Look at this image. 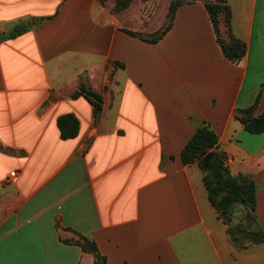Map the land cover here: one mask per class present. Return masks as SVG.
<instances>
[{
	"label": "crops",
	"instance_id": "crops-1",
	"mask_svg": "<svg viewBox=\"0 0 264 264\" xmlns=\"http://www.w3.org/2000/svg\"><path fill=\"white\" fill-rule=\"evenodd\" d=\"M169 1L158 18L157 0L120 13L98 0H0V264H94L68 241L79 235L106 264H264V244L233 243L203 168L180 159L198 127L213 129L229 172L256 184L264 230V130L233 115L264 89V0H226L246 45L238 62L201 0L181 4L154 43L124 30L158 28ZM80 81L101 94L98 113L73 95ZM66 114L74 137L60 135Z\"/></svg>",
	"mask_w": 264,
	"mask_h": 264
},
{
	"label": "trees",
	"instance_id": "trees-1",
	"mask_svg": "<svg viewBox=\"0 0 264 264\" xmlns=\"http://www.w3.org/2000/svg\"><path fill=\"white\" fill-rule=\"evenodd\" d=\"M102 5L108 6V1L113 4L109 10L118 13L125 10L132 0H98ZM195 0H170L162 24L153 32L139 33L130 29H124L128 34L137 36L143 40L154 43L159 40L171 27L176 9L185 2ZM208 12L217 42L222 53L230 62L240 61L246 50L245 43L233 35L231 31V11L226 0H201ZM25 28L18 26L8 33L14 36ZM118 62H112L117 66ZM83 94L92 104L94 114L102 108V96L99 92L89 88L85 82L80 81L78 89L73 95ZM244 128L251 133H259L264 130V89L255 97L253 103L233 112ZM57 125L62 138L74 137L79 128L78 119L72 114L58 117ZM218 136L216 132L203 125L198 127L194 134L185 143L180 151V159L183 163L197 161L203 168L204 158L210 154V160L206 169L203 168V184L206 188L207 198L216 210L218 217L227 226V231L237 247H245L252 243L264 244V230L259 226L255 216L256 209V184L245 174L232 175L224 165V155L214 150ZM240 207L246 223L233 224V214ZM69 242L78 244L85 252L94 257V264H106V258L102 255L96 244L79 235Z\"/></svg>",
	"mask_w": 264,
	"mask_h": 264
},
{
	"label": "rangeland",
	"instance_id": "rangeland-1",
	"mask_svg": "<svg viewBox=\"0 0 264 264\" xmlns=\"http://www.w3.org/2000/svg\"><path fill=\"white\" fill-rule=\"evenodd\" d=\"M132 1H134V0H132ZM132 1H131V3H132ZM146 1H148V0H135V5H137V4H143V3H146L147 4V2ZM150 1V0H149ZM166 1L167 0H159V2H158V0H157V5L155 6L156 7V10H158V12L157 13H159V15L157 16L158 18H160V16L162 15V7H163V9H165L164 8V5H166ZM131 3H130V5H131ZM108 7H111L112 6V2L111 1H108ZM129 5V6H130ZM128 6V7H129ZM127 7V8H128ZM151 7H152V4H151ZM151 7H149L148 6V9H147V7H146V15L147 14H149V13H151ZM126 8V9H127ZM125 9V10H126ZM124 11V10H123ZM122 12V11H121ZM118 13H120V12H118ZM156 17V16H155ZM157 17L154 19V20H156L157 19ZM164 17H165V15H164ZM150 26H151V24H148L146 27H144V28H142V29H138V30H133V31H135V32H139V33H150V32H153V31H155L156 29H158V28H156V29H154V30H148L149 28H150ZM232 222H233V224H236V223H239V222H242V223H246V220L244 219V217H243V211L241 210V208L240 207H238L237 209H236V211H235V213L233 214V220H232Z\"/></svg>",
	"mask_w": 264,
	"mask_h": 264
},
{
	"label": "water",
	"instance_id": "water-1",
	"mask_svg": "<svg viewBox=\"0 0 264 264\" xmlns=\"http://www.w3.org/2000/svg\"><path fill=\"white\" fill-rule=\"evenodd\" d=\"M0 38H2V36H0ZM210 154L207 155L205 158H204V164H203V168L206 169L207 166H208V163H209V160H210Z\"/></svg>",
	"mask_w": 264,
	"mask_h": 264
},
{
	"label": "built area",
	"instance_id": "built-area-1",
	"mask_svg": "<svg viewBox=\"0 0 264 264\" xmlns=\"http://www.w3.org/2000/svg\"><path fill=\"white\" fill-rule=\"evenodd\" d=\"M227 160H228V157L225 156L224 157V165H226ZM14 175H15V171H11L9 174L10 177H13Z\"/></svg>",
	"mask_w": 264,
	"mask_h": 264
}]
</instances>
